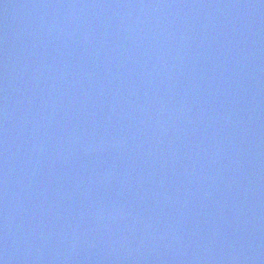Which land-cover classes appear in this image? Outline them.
<instances>
[{"label": "water", "instance_id": "water-1", "mask_svg": "<svg viewBox=\"0 0 264 264\" xmlns=\"http://www.w3.org/2000/svg\"><path fill=\"white\" fill-rule=\"evenodd\" d=\"M0 264H264V0H0Z\"/></svg>", "mask_w": 264, "mask_h": 264}]
</instances>
